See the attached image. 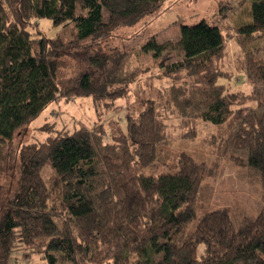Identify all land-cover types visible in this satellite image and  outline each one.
<instances>
[{"label": "trees", "instance_id": "1", "mask_svg": "<svg viewBox=\"0 0 264 264\" xmlns=\"http://www.w3.org/2000/svg\"><path fill=\"white\" fill-rule=\"evenodd\" d=\"M167 1L0 0V161L55 101L90 98L101 117L133 87L138 92L144 82L151 91L153 79L160 82L114 142L95 123L73 133L50 129L19 148L16 191L4 198L0 185V264L16 252L46 264L59 257L71 264H264V0H252L251 23L237 28L227 22L232 6L220 2V25H181L180 58L161 62L155 78L125 74L129 58L103 43ZM41 19L71 26L72 39L31 32ZM225 30L241 51L234 71ZM168 46L154 36L145 49L157 58ZM73 62L76 79L67 75ZM169 120L179 122L176 132ZM200 122L214 128L205 142L217 161L181 152L171 172L144 173L172 138L195 140ZM221 161L259 183L256 215L240 217L228 206L200 212L201 189Z\"/></svg>", "mask_w": 264, "mask_h": 264}, {"label": "rangeland", "instance_id": "2", "mask_svg": "<svg viewBox=\"0 0 264 264\" xmlns=\"http://www.w3.org/2000/svg\"><path fill=\"white\" fill-rule=\"evenodd\" d=\"M222 1L233 8V15L227 21L232 28L251 23L252 0H169L159 12L146 17L142 22L118 29L114 33L115 36L104 42L103 45L106 50L118 49L125 54L126 58H129L124 67L125 74H137L138 78L142 80L152 76L155 78L160 73L161 62L176 61L180 58L181 53L177 43L181 25H194L201 20H206L212 25H220V22L217 21V14ZM105 17L107 18L106 12ZM30 30L33 33L39 30L50 39L57 37H62L65 40L72 39L71 26H54L48 19L39 20ZM224 34L229 39L227 64L233 70V62L241 55V51L235 40L230 39L233 36V31L225 30ZM154 36L158 43L169 44L167 51L157 58L153 57L152 51L145 49L149 40ZM262 57L264 58V54ZM79 71L77 63L73 62L67 75L76 79L79 76ZM239 82L238 80V86H241L243 90H248L246 84ZM152 83L151 91L148 85H144V82L138 92L133 87V91L128 97L120 99L114 110L101 117L96 115L90 98L62 99L51 103L38 118L15 136L13 143L8 146L9 151L4 153L3 159L0 161V185L4 190V198L10 197L16 191L19 179L18 152L23 144L43 141L51 133L50 129L73 133L81 126L91 128L95 123L104 125L108 141L114 142L126 134L128 118L140 111L141 101L156 97L158 94L160 82L153 79ZM258 89L264 90V87L259 86ZM168 124L170 130L176 132L179 122L169 120ZM213 131L214 128L210 123L200 122L195 140L172 138L169 143L164 144L163 156L149 166L144 173L150 175L171 172L175 158L181 152L188 153L199 162L213 164L217 161L216 155L205 142V138ZM238 154L236 153V155ZM242 156L246 157V154ZM220 168L219 175L206 180L201 189L200 212L228 206L240 217L256 215L261 207L259 183L252 181L246 173L228 161H221ZM48 173L49 169H46L45 178ZM10 264L46 263L39 255L30 252H16L12 255ZM57 264L71 263L59 257Z\"/></svg>", "mask_w": 264, "mask_h": 264}]
</instances>
